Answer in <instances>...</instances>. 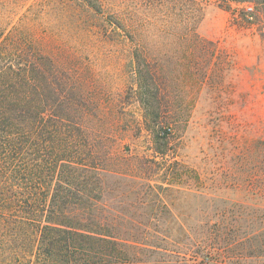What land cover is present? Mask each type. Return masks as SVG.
Returning a JSON list of instances; mask_svg holds the SVG:
<instances>
[{
    "label": "rangeland",
    "instance_id": "1",
    "mask_svg": "<svg viewBox=\"0 0 264 264\" xmlns=\"http://www.w3.org/2000/svg\"><path fill=\"white\" fill-rule=\"evenodd\" d=\"M196 1L198 12L189 0H0V30L27 29L98 112L91 124L119 175L106 178L107 199L124 202L126 221L195 227L257 185L264 0Z\"/></svg>",
    "mask_w": 264,
    "mask_h": 264
},
{
    "label": "trees",
    "instance_id": "2",
    "mask_svg": "<svg viewBox=\"0 0 264 264\" xmlns=\"http://www.w3.org/2000/svg\"><path fill=\"white\" fill-rule=\"evenodd\" d=\"M193 25L192 37L205 41ZM95 116L27 29L0 30V264H264V157L252 161L257 185L245 191L246 202L213 221H126L124 202L107 199L106 178L117 174L107 169L111 156ZM155 134L154 152L163 156L167 137ZM157 230L178 234L150 233Z\"/></svg>",
    "mask_w": 264,
    "mask_h": 264
},
{
    "label": "built area",
    "instance_id": "3",
    "mask_svg": "<svg viewBox=\"0 0 264 264\" xmlns=\"http://www.w3.org/2000/svg\"><path fill=\"white\" fill-rule=\"evenodd\" d=\"M251 10H252L251 7H248V6L245 7V11H246V12L249 13Z\"/></svg>",
    "mask_w": 264,
    "mask_h": 264
}]
</instances>
